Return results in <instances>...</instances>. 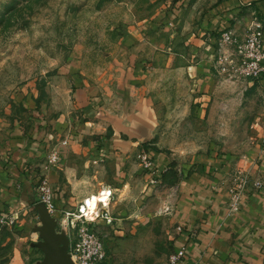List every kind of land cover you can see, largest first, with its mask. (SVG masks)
Returning <instances> with one entry per match:
<instances>
[{
	"label": "rangeland",
	"instance_id": "374dc122",
	"mask_svg": "<svg viewBox=\"0 0 264 264\" xmlns=\"http://www.w3.org/2000/svg\"><path fill=\"white\" fill-rule=\"evenodd\" d=\"M225 1L0 0V168L20 163L22 179L37 190L44 181L51 184L53 170L71 191L98 192L104 186L116 190L120 199L115 211L121 227L97 229L107 254L104 264L167 261L169 218L183 179L177 166L210 140L209 123L201 122L195 104L203 92L191 89L194 78L187 71L208 49L202 37L206 18ZM245 27L242 21V30ZM222 82L229 81L222 77ZM84 89L100 100L104 114L118 112L121 104L131 105L129 97L136 95L157 121L154 139L141 143L139 152L150 156L153 169L142 166L138 152L131 157L139 166L134 178L143 176L144 183L130 190L128 166L121 165L119 171L120 156H107L111 130L80 141L85 136L80 133L84 112L76 93ZM232 92L223 88L216 95H239ZM221 124L213 125L216 129ZM240 125L247 134V123ZM223 137L218 134L215 142ZM252 138L245 141L250 143ZM18 141L36 150L42 147L45 157L21 163ZM72 143L90 153L72 152ZM53 154L59 157L56 164L50 163ZM158 156L173 161L161 168L155 163ZM129 191L132 196L125 200ZM35 193L36 199L6 216L0 231L1 241L8 240L7 255L18 257L14 264L45 261L47 237L41 229L51 230L46 221L57 235L67 237L70 254L77 243L72 225L78 209L45 213L40 194ZM19 216L25 224L19 223Z\"/></svg>",
	"mask_w": 264,
	"mask_h": 264
},
{
	"label": "crops",
	"instance_id": "0c3cea01",
	"mask_svg": "<svg viewBox=\"0 0 264 264\" xmlns=\"http://www.w3.org/2000/svg\"><path fill=\"white\" fill-rule=\"evenodd\" d=\"M252 14H256L264 23V0H227L218 6L206 18L203 26L202 37L208 42V49L200 62L188 67V75L194 78L191 89L203 92L195 104L201 122L209 123L207 130L210 140L192 158L184 159L177 166L183 179L179 183V194L169 218L171 227L168 238L169 256L181 248L186 249V258L181 264H264V78L227 79L229 82H222L223 76L218 74L214 57L217 32L233 29L243 35L245 29L241 28L242 21L247 27ZM202 74H205L204 80ZM223 88L237 91L239 95L236 98H231V94L222 97L216 95ZM87 90L76 93L79 108L84 112L80 133L85 136L80 141L84 138L91 141L111 130V144L106 154L120 156L119 171L121 165L128 166L131 190L136 184L145 182L143 176L134 178L139 166L131 157L141 151V143L154 139L157 121L136 99V95L129 97L131 105L121 104L118 112L104 114V109L99 108L100 100ZM217 121L222 124L221 128L215 129L213 124ZM240 123H247V134L242 132ZM218 134L224 137L215 142ZM248 136H253L250 143L245 141ZM15 143L21 163L24 160L34 163L46 155L41 151L42 147L36 150L35 146L22 141ZM71 150L80 155L90 153L87 147L76 143H72ZM172 161L170 157L158 156L155 163L164 168ZM19 166L20 163L17 166L5 164V168H0V216L15 215L19 209H23V203L37 198V189L22 179L18 172L22 167ZM243 173L253 182L263 181V186L260 189L247 187L241 210L230 214L227 188ZM49 179L55 190L58 213H71L81 205L85 207L90 204V211L84 217L94 219L104 211L112 219V224L108 226L104 220L97 219L99 226L120 229L122 220L115 211L120 195L116 190L104 186L98 192L71 191V187L55 170L50 173ZM72 183L74 185L71 180ZM105 190L112 193L111 199L105 195ZM126 194L124 199L128 200L132 195L130 191ZM97 203L96 210L94 206ZM21 220L20 217L19 223L25 224ZM7 244L8 240L3 242L0 239V264H14L18 258L15 254L7 255Z\"/></svg>",
	"mask_w": 264,
	"mask_h": 264
},
{
	"label": "built area",
	"instance_id": "2783aa9c",
	"mask_svg": "<svg viewBox=\"0 0 264 264\" xmlns=\"http://www.w3.org/2000/svg\"><path fill=\"white\" fill-rule=\"evenodd\" d=\"M215 65L218 74L224 78L236 80H261L264 78V23L258 17H252L245 27V33L238 34L233 29L217 32L215 37ZM142 166L145 169H153V163L146 152L138 154ZM59 160L57 154L50 156V163L56 164ZM260 189L263 181H251L246 173L240 174L234 182L228 186L229 200L227 208L230 214H236L241 210L247 187ZM41 202L50 213H57L55 190L49 182L44 181L38 187ZM110 199L112 193L110 192ZM84 206L77 210L76 223L72 229L77 230V243L71 248V258L74 264H104L107 254L102 239L97 233L98 221L104 220L106 225L112 224L108 214L101 211L97 221L82 218ZM7 221L6 216H0V226ZM186 258V249L172 253L165 264H181Z\"/></svg>",
	"mask_w": 264,
	"mask_h": 264
},
{
	"label": "water",
	"instance_id": "95a60500",
	"mask_svg": "<svg viewBox=\"0 0 264 264\" xmlns=\"http://www.w3.org/2000/svg\"><path fill=\"white\" fill-rule=\"evenodd\" d=\"M45 213L48 212L46 206L42 203ZM45 226H50L51 230L41 229L42 234H46L45 261L41 264H74L69 253V240L65 235H57L54 231L53 224L46 221Z\"/></svg>",
	"mask_w": 264,
	"mask_h": 264
},
{
	"label": "bare ground",
	"instance_id": "6f19581e",
	"mask_svg": "<svg viewBox=\"0 0 264 264\" xmlns=\"http://www.w3.org/2000/svg\"><path fill=\"white\" fill-rule=\"evenodd\" d=\"M105 195L108 197V199H109V197H110V192H108L107 190H105ZM90 204H86L85 205V207H84V214H83V216H82V218H84V219H87V220H90V221H97V219H99L100 218V215H97V217L96 218H94V219H88L87 217H84V216H86V215H88V213H89V211H90Z\"/></svg>",
	"mask_w": 264,
	"mask_h": 264
}]
</instances>
